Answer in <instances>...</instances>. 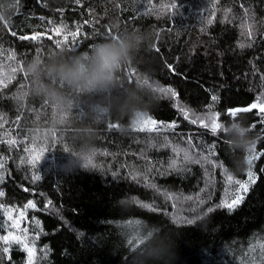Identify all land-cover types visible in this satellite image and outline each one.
<instances>
[{
    "label": "trees",
    "instance_id": "trees-1",
    "mask_svg": "<svg viewBox=\"0 0 264 264\" xmlns=\"http://www.w3.org/2000/svg\"><path fill=\"white\" fill-rule=\"evenodd\" d=\"M0 10L8 16L0 24V78L15 77L0 86V235H23L7 221L4 209L13 208L14 219L24 212L19 223L30 246L34 241V264H127V240L139 221V228L156 226L147 235L170 245L167 264H264V156L254 161L255 183L243 202L231 211L221 207L237 187L226 175L247 180V164L237 162L246 152L232 149L224 132L218 139L191 123L219 112L224 125L232 121L226 110L248 106L264 93V0H0ZM248 24L251 38L242 27ZM57 27L63 28L59 36ZM77 29L75 45L71 36L63 40ZM129 29L149 33L151 48L137 52L120 75L129 84L149 79L152 87L145 86L157 101L144 114L158 121V131L138 130L136 116L117 109L93 118L90 106L106 103L105 93H77L59 82L70 108L33 94L28 61L61 49L77 54L109 32ZM32 35L40 39H20ZM157 86L177 95H162L153 90ZM124 90L117 87L111 96L123 98ZM238 119L256 123L250 134L257 151H264L256 110ZM173 122L175 128L167 127ZM88 131L94 133L96 166L86 171L70 165L66 152ZM13 138L17 143L8 144ZM212 145L216 156L208 152ZM176 148L187 149L192 159L185 161ZM33 155L40 156L35 164L28 162ZM28 201L36 207L25 208ZM5 246L0 241V264H27L21 245L12 244L8 254Z\"/></svg>",
    "mask_w": 264,
    "mask_h": 264
},
{
    "label": "clouds",
    "instance_id": "clouds-1",
    "mask_svg": "<svg viewBox=\"0 0 264 264\" xmlns=\"http://www.w3.org/2000/svg\"><path fill=\"white\" fill-rule=\"evenodd\" d=\"M8 22L5 11L0 10V24ZM151 48V35L138 29L117 31L111 38L95 43L89 50L68 54L63 49L54 52L46 59L34 57L27 62L25 71L33 81L32 92L36 96L47 97L50 103L61 108H70L71 102L58 87L59 82L77 93H105L106 103L90 106L93 118L102 117L117 109L121 113L137 116L144 113L157 101L155 93L142 82L133 80L130 84L120 75V70L129 64L134 55L141 49ZM142 80V78H141ZM124 86L123 98L111 96L114 89ZM85 127H88L87 125ZM230 139L232 149L240 153L246 152L254 143L249 126L243 120L226 122L222 129ZM80 143L71 153L69 164L78 165L88 170V160L94 154V133L83 132L78 137ZM238 164L243 166L246 161L238 158ZM123 204V201H119ZM139 228L142 238L139 246L127 251V264H167L170 245L162 242L163 238L155 233L147 235L152 228ZM115 254V252H114Z\"/></svg>",
    "mask_w": 264,
    "mask_h": 264
},
{
    "label": "snow or ice",
    "instance_id": "snow-or-ice-1",
    "mask_svg": "<svg viewBox=\"0 0 264 264\" xmlns=\"http://www.w3.org/2000/svg\"><path fill=\"white\" fill-rule=\"evenodd\" d=\"M77 3L80 2V0H76ZM178 5L174 4L172 5L173 8L177 7ZM212 21L209 20L208 23H211ZM242 27H247L248 31H247V35L249 38H251L253 36V31H252V25L248 24V25H242ZM63 31L62 27H57L55 29V34L56 35H61ZM13 35H15V33H13ZM80 35L79 33V29H77L76 32H72L69 33L68 35H64L63 36V40L64 41H68L69 36H71L72 38V43L75 45L77 43V37ZM111 32H109L108 37L107 38H111ZM20 39H31V40H39L40 37L38 35H32V36H21ZM61 44V41H57V47L59 48ZM249 47L251 46L250 44L248 45ZM240 48H244L245 44L241 43L239 45ZM158 50V49H157ZM10 59H13L14 57H9ZM169 67H171V65H169ZM13 73L16 71L15 68L12 69ZM131 75H135V73H132ZM0 76H2V74H0ZM14 76H9L7 78V80H5L4 78H0V86L6 87L7 83H9L12 79H14ZM262 79H264V77H262ZM142 83L144 85H148L149 87H152V85L149 83V79L147 77H145L142 81ZM154 91L159 92L162 95H171L173 97H175L177 94L176 92L171 88V87H162V86H157L153 88ZM217 97L216 96H212V101L213 103H215L217 101ZM256 110V115L260 118V124L262 126H264V93H261L260 96L256 97V101L249 104L248 106H244V107H235V108H230L228 110H226V112L224 113V115L230 117L232 120H236L238 119L239 115L241 113H252L253 110ZM180 111L184 114V117L187 119L189 116V112L187 109L181 108ZM221 117V113L219 112H215V113H211L207 116H201V117H197L196 119H192L191 123L192 124H196L199 122V124L205 128V129H210V131L214 134L217 135V138L219 139V132H224L223 129V124L219 122ZM135 124L138 126V130L140 131H158V121L155 120L154 118H152L151 116H146L144 113L139 114L136 116V121ZM3 125H0V127H2ZM113 127H115L116 125H112ZM167 127H171V128H175L176 124L173 122L169 125H167ZM257 127L256 123H252L249 126V130L252 131ZM227 143V141H222ZM8 144L10 145H14L17 143V141L13 138L7 141ZM189 145H191V140L188 141ZM215 145H212L209 149L208 152L211 156H216L217 153L214 151L215 149ZM26 152L29 151H33L34 150H29V149H25ZM174 151H176L177 153L179 152H183L184 153V159L185 161H189L191 160V156L188 152L187 149H180V148H176L174 149ZM95 155V153L93 154V156ZM93 156L89 158L88 160V165L95 167L96 165L93 163ZM261 156H264V151H257L256 148V144L253 143L252 146L246 151V156H245V161L247 164V180H240V179H234L233 175L228 174L226 175V182L228 184H235L237 187L235 189V193H234V197L231 199V201L229 202L227 199L221 202V207H226L228 210H234L236 207H238L244 199V196L248 193L250 186L252 184L255 183V173L253 171V164L254 161L260 159ZM40 159L39 155H33L31 157V159L28 161L31 164H35V162L37 160ZM203 160L208 161L209 163H212L213 166H215V162L209 160V158L207 156L202 157ZM196 163H200L201 160L197 159L195 160ZM21 163H24V159H21ZM176 160H173L171 162V167H176ZM4 167L3 163L0 162V169H2ZM3 179V176H0V180ZM34 179H39V177H34ZM133 179H135V177H133ZM5 194L3 191H0V197H3ZM189 199H191L189 197ZM49 203H51L49 201ZM0 207H3V205H0ZM36 204L33 201H28L27 205H25V208H35ZM5 214L7 216V221H11V228L15 229V230H19V232H22L23 235H14L13 232L10 230L7 234L5 235H0V241L4 242L5 246L3 248V253L4 254H8L10 247L12 244H17V245H21L23 247V249L27 252V264H34V260H35V256H36V249H35V244L34 241L32 242L31 246L29 245V236H28V232L27 229H21L20 228V223L19 221L21 219H24V212L20 211L19 212V218L18 219H14L13 218V211H16L13 208H5L4 209ZM209 211H211V209H209ZM135 225L137 226L134 231L135 234L132 236V238L127 240L128 245L131 248H134L135 246L139 245V241L137 238V233H138V229H139V225L140 222L139 221H135L134 222ZM131 227V226H129ZM261 248H264V245H261ZM250 251H255L254 248H250Z\"/></svg>",
    "mask_w": 264,
    "mask_h": 264
},
{
    "label": "rangeland",
    "instance_id": "rangeland-1",
    "mask_svg": "<svg viewBox=\"0 0 264 264\" xmlns=\"http://www.w3.org/2000/svg\"><path fill=\"white\" fill-rule=\"evenodd\" d=\"M255 144H256V143H255ZM237 161H238V159H237ZM227 162H228V165H229L232 169H234L233 160H232V161H231V160H228ZM242 177H244L245 179L247 178L246 175H244L243 170H242Z\"/></svg>",
    "mask_w": 264,
    "mask_h": 264
}]
</instances>
